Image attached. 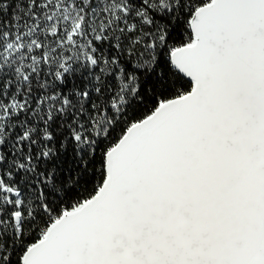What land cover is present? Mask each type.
<instances>
[{
  "label": "snow or ice",
  "instance_id": "snow-or-ice-1",
  "mask_svg": "<svg viewBox=\"0 0 264 264\" xmlns=\"http://www.w3.org/2000/svg\"><path fill=\"white\" fill-rule=\"evenodd\" d=\"M0 264H264V0H0Z\"/></svg>",
  "mask_w": 264,
  "mask_h": 264
}]
</instances>
